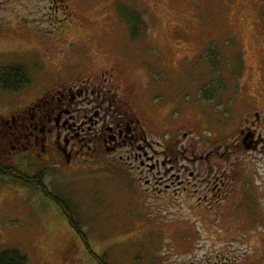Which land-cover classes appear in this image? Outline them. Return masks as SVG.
Instances as JSON below:
<instances>
[{
    "label": "rangeland",
    "instance_id": "obj_1",
    "mask_svg": "<svg viewBox=\"0 0 264 264\" xmlns=\"http://www.w3.org/2000/svg\"><path fill=\"white\" fill-rule=\"evenodd\" d=\"M127 9L148 27L138 39ZM122 56L120 76L165 107L152 111L154 137L167 143L163 135L170 131L178 147L191 144L198 155L208 154L218 135L204 132L207 122L188 107L205 110L195 95L201 85L220 82L231 90L244 84L253 94L264 92V0H0V69L25 65L31 75L22 93L0 87V163L28 176L48 168L49 191L71 204L97 257L60 205L2 175L0 251L20 250L28 264H264V160L257 155L235 158L254 166L229 215L216 209L199 218L179 200L143 195L135 177L113 166L72 167L29 157L15 163L19 153L3 138V118L59 80L82 81L119 68ZM184 94L188 116L179 120L175 108ZM168 111H175L173 123L165 118Z\"/></svg>",
    "mask_w": 264,
    "mask_h": 264
},
{
    "label": "flooded vegetation",
    "instance_id": "obj_2",
    "mask_svg": "<svg viewBox=\"0 0 264 264\" xmlns=\"http://www.w3.org/2000/svg\"><path fill=\"white\" fill-rule=\"evenodd\" d=\"M121 58L119 68L106 71L109 75L59 80L53 89L3 118L7 126L3 138L10 142L12 153H19L15 163L29 157L60 160L72 167L79 162L105 170L113 166L135 177L142 184L140 192L155 201L179 200L195 208L198 218L199 213L213 214L216 209L229 215L232 200L241 196L245 177L254 166L235 158L245 153L246 158L257 155L264 160V92L258 88L253 94L244 84L229 90L218 82L214 97L207 99L208 87H196L205 110L188 108L207 122L204 132L218 135L217 144L208 140L214 151L198 155L191 144L178 147L179 140L170 131L163 135L170 143L154 137L159 136L150 129L156 124L152 111L165 107L155 102L156 95L139 93L120 76L125 65ZM182 98L183 104L178 102L175 108L179 120L188 116L184 108L189 95ZM173 113L165 117L172 123ZM218 158L220 162L212 161Z\"/></svg>",
    "mask_w": 264,
    "mask_h": 264
},
{
    "label": "trees",
    "instance_id": "obj_3",
    "mask_svg": "<svg viewBox=\"0 0 264 264\" xmlns=\"http://www.w3.org/2000/svg\"><path fill=\"white\" fill-rule=\"evenodd\" d=\"M131 13V19H129V26L131 28L132 37L134 39H138V37L145 34L148 30L146 27V23L143 18L137 14L134 10H129ZM31 84V75H29V71L25 65H10V67H5L0 69V87L3 88L4 91L9 93H22L23 90H26L30 87ZM205 97L207 99H212L214 97V88L208 87L205 91ZM21 171V170H20ZM18 171L16 166H10L7 164L0 163V175L4 176V178H9L14 183H20L24 186H29L39 189L44 192L46 197H50L53 201H55L58 205H60L63 213H65L68 218L69 223L72 225L74 231L80 239L86 244L89 252H90V244L88 240L87 233L84 232L81 224L79 223L78 215L74 209L71 207V204L63 199L56 197L52 192L49 191L47 184L45 183L44 176L47 175L48 171L40 172L34 176H28L26 172ZM25 173V175L23 173ZM21 173V174H20ZM43 179V180H42ZM93 254L92 252H90ZM96 256V254H93ZM97 257V256H96ZM29 259L19 250H2L0 251V264H28ZM103 264V263H101Z\"/></svg>",
    "mask_w": 264,
    "mask_h": 264
}]
</instances>
